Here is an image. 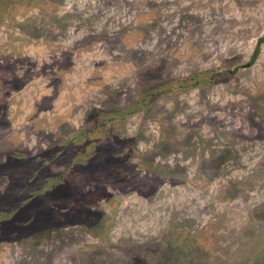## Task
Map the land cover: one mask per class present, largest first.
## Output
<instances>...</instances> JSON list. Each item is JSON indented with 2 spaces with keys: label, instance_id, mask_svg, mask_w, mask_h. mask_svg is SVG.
I'll use <instances>...</instances> for the list:
<instances>
[{
  "label": "rangeland",
  "instance_id": "374dc122",
  "mask_svg": "<svg viewBox=\"0 0 264 264\" xmlns=\"http://www.w3.org/2000/svg\"><path fill=\"white\" fill-rule=\"evenodd\" d=\"M264 0H0V264H264Z\"/></svg>",
  "mask_w": 264,
  "mask_h": 264
},
{
  "label": "trees",
  "instance_id": "16d2710c",
  "mask_svg": "<svg viewBox=\"0 0 264 264\" xmlns=\"http://www.w3.org/2000/svg\"><path fill=\"white\" fill-rule=\"evenodd\" d=\"M264 43V38L260 39L258 44H257V47L255 48V51L251 57V61H250V65H253L256 61V59L258 58L259 54H260V45Z\"/></svg>",
  "mask_w": 264,
  "mask_h": 264
}]
</instances>
